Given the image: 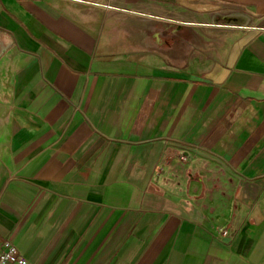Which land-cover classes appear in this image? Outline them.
I'll use <instances>...</instances> for the list:
<instances>
[{
    "label": "crops",
    "instance_id": "obj_1",
    "mask_svg": "<svg viewBox=\"0 0 264 264\" xmlns=\"http://www.w3.org/2000/svg\"><path fill=\"white\" fill-rule=\"evenodd\" d=\"M98 1L0 0V235L32 264H264V0Z\"/></svg>",
    "mask_w": 264,
    "mask_h": 264
},
{
    "label": "built area",
    "instance_id": "obj_2",
    "mask_svg": "<svg viewBox=\"0 0 264 264\" xmlns=\"http://www.w3.org/2000/svg\"><path fill=\"white\" fill-rule=\"evenodd\" d=\"M89 6L102 8L104 10H119L121 8L113 6L107 1H98V0H78ZM132 13H135L132 10H129ZM143 11V10H139ZM146 12V11H144ZM137 14V13H135ZM139 15V14H137ZM141 16V15H140ZM177 22L176 20H173ZM178 23V22H177ZM184 24V23H183ZM0 264H32L30 263L14 245V243L0 235Z\"/></svg>",
    "mask_w": 264,
    "mask_h": 264
},
{
    "label": "rangeland",
    "instance_id": "obj_3",
    "mask_svg": "<svg viewBox=\"0 0 264 264\" xmlns=\"http://www.w3.org/2000/svg\"><path fill=\"white\" fill-rule=\"evenodd\" d=\"M143 11L150 12V11H147V10H143ZM156 15H158V14H156ZM161 16L164 17L165 15H161ZM166 19H168V20H176L177 22L178 21L181 22V23L174 22V23H176L175 26H178L180 24L183 28H188L189 27L191 30H198V31H203V32H205V31H207V32L208 31L215 32L214 30H220L219 28H221V27L216 28V27L201 26V25L194 26V25H189V24L186 23V22H194V20H195V22H200V23L205 22L200 17H196V18H193V19L190 18L189 19V18H185V17H183V18L182 17L181 18H172L171 16L166 15ZM149 20H151L153 22H157L156 19L155 20L154 19H149ZM170 22H172V21H167V20L163 21L164 24H169Z\"/></svg>",
    "mask_w": 264,
    "mask_h": 264
},
{
    "label": "water",
    "instance_id": "obj_4",
    "mask_svg": "<svg viewBox=\"0 0 264 264\" xmlns=\"http://www.w3.org/2000/svg\"><path fill=\"white\" fill-rule=\"evenodd\" d=\"M2 36V32L0 31V37ZM10 43H9V41H6V42H1L0 43V55L2 54V53H4L5 51H6V49H8L9 47H10Z\"/></svg>",
    "mask_w": 264,
    "mask_h": 264
},
{
    "label": "bare ground",
    "instance_id": "obj_5",
    "mask_svg": "<svg viewBox=\"0 0 264 264\" xmlns=\"http://www.w3.org/2000/svg\"><path fill=\"white\" fill-rule=\"evenodd\" d=\"M212 25L213 26H225V25H218V24H213V23H212Z\"/></svg>",
    "mask_w": 264,
    "mask_h": 264
}]
</instances>
